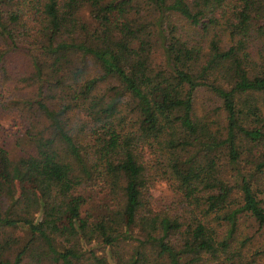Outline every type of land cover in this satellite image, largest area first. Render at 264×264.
Here are the masks:
<instances>
[{"label": "trees", "instance_id": "1", "mask_svg": "<svg viewBox=\"0 0 264 264\" xmlns=\"http://www.w3.org/2000/svg\"><path fill=\"white\" fill-rule=\"evenodd\" d=\"M0 115V264H264V0H0Z\"/></svg>", "mask_w": 264, "mask_h": 264}, {"label": "rangeland", "instance_id": "2", "mask_svg": "<svg viewBox=\"0 0 264 264\" xmlns=\"http://www.w3.org/2000/svg\"><path fill=\"white\" fill-rule=\"evenodd\" d=\"M14 122L11 117H7L5 115H0V142L5 145V147L9 146V140L11 139L10 135L13 131ZM162 186L158 187L154 193L162 192Z\"/></svg>", "mask_w": 264, "mask_h": 264}]
</instances>
